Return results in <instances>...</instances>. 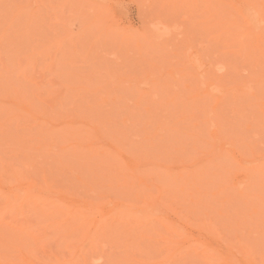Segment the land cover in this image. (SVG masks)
I'll return each mask as SVG.
<instances>
[{
  "label": "rangeland",
  "instance_id": "374dc122",
  "mask_svg": "<svg viewBox=\"0 0 264 264\" xmlns=\"http://www.w3.org/2000/svg\"><path fill=\"white\" fill-rule=\"evenodd\" d=\"M97 258L264 264V0H0V264Z\"/></svg>",
  "mask_w": 264,
  "mask_h": 264
},
{
  "label": "clouds",
  "instance_id": "9594fccd",
  "mask_svg": "<svg viewBox=\"0 0 264 264\" xmlns=\"http://www.w3.org/2000/svg\"><path fill=\"white\" fill-rule=\"evenodd\" d=\"M153 27L155 28L156 26L153 25ZM93 264H103L102 258H97L93 261Z\"/></svg>",
  "mask_w": 264,
  "mask_h": 264
}]
</instances>
